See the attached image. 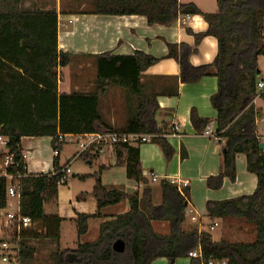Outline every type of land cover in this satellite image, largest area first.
I'll list each match as a JSON object with an SVG mask.
<instances>
[{"label": "trees", "instance_id": "16d2710c", "mask_svg": "<svg viewBox=\"0 0 264 264\" xmlns=\"http://www.w3.org/2000/svg\"><path fill=\"white\" fill-rule=\"evenodd\" d=\"M216 10L202 12L195 3L178 0H95V14L143 15L148 25H171L186 14H200L207 23L202 33H193L195 43L204 36L216 38L217 54L210 64L194 66L188 61L193 50L182 44L168 43V57L178 61L182 82H195L213 74L217 78V92L210 101L216 109V131L222 140L221 168L217 175L206 178V186L218 189L223 178H236L235 158L246 157V169L257 177L252 194L207 201L208 218L237 217L255 226L252 242L214 241L210 235L196 228L183 230L189 191L179 190L168 179L159 181L160 204L152 201V187L143 176L138 146L117 143L113 146L116 164L125 167L128 179L142 184L141 190L131 192L107 189L101 182L102 167L94 174L93 195L97 211L93 215L77 213V234L88 232V219L101 217L103 207L128 202L127 211L102 221L95 240L79 243L74 249L56 250L50 254L55 264H150L165 257L169 264L199 247L202 257L191 258L190 264H207L209 259L224 260L225 264H264V150L259 147L254 104L257 96L259 70L257 59L264 56V0H215ZM96 62L95 90L92 93H59L58 67H65L71 54L57 48V14L55 10H30L23 0H0V135L8 139L12 164L7 172L25 174L20 180L19 210L39 224L45 236L59 237L61 218L44 214V202L56 196L57 185L67 173L60 167L58 154L65 143V135L94 131H122L152 135L166 158L174 153L155 119L158 111L157 93L143 72L158 61L142 51L130 55H94ZM121 87L135 100V111L121 129H113L103 121L99 101L107 87ZM173 93V92H172ZM264 98V91L260 94ZM190 119L201 132L208 120L191 110ZM24 136L51 137L57 155L53 170L28 174L22 153ZM182 149L181 158L185 157ZM96 155L81 154L84 161ZM1 161V152H0ZM7 180L0 176V210L7 204ZM85 196V195H82ZM166 221L168 233L154 230L152 221ZM29 229V228H27ZM26 230V229H25ZM21 231L20 236L23 235ZM122 240L124 249L112 248ZM34 250L21 240L18 257L30 259Z\"/></svg>", "mask_w": 264, "mask_h": 264}, {"label": "crops", "instance_id": "0c3cea01", "mask_svg": "<svg viewBox=\"0 0 264 264\" xmlns=\"http://www.w3.org/2000/svg\"><path fill=\"white\" fill-rule=\"evenodd\" d=\"M178 1L180 3L193 2L202 12H213L216 10V7L212 3H208V6L211 8L207 10L196 0ZM62 5L63 0H23L24 8L30 10L53 9L57 14V48L62 52L71 54L69 64L65 67L57 68L58 92L63 93L59 89L61 80L60 73L68 67L67 75L71 79L68 81L69 88L74 89L76 87L75 85H77V89L84 91L81 93H87L85 91L91 88V82L89 80L84 82L73 79L76 76L75 74L80 77V71L76 64V70L74 69L73 71L70 69L71 61L77 55H85L95 61L94 55L99 53L109 52L110 55H130L134 51H142L145 54L157 58L158 61L143 72V78L152 84L153 89L157 93L156 100L159 108L156 112L155 119L163 129L164 136L172 146L174 153L170 159L166 160L159 146L153 142L132 145L134 147L138 146L143 176L148 180V185H150L149 182H159L162 179H175L180 182H188L186 188L189 191V196L185 215L186 218L189 215L193 223L186 222L185 218L182 225L183 230L196 228L200 233L205 232L209 234L214 241L226 240L239 243L245 242L246 240L244 239H255L256 232L250 223L237 217L210 219L206 213L207 201H222L242 195H249L254 192L257 185L256 175L248 172L246 169L245 155L237 154L235 158V180L230 181L227 177L223 178L222 186L218 189H210L206 186V178L210 175H217L220 172L222 140L217 141L212 137L202 134L205 127L199 132L192 124L190 113L194 109L198 116L208 120L207 125L209 124L216 131L215 118L217 112L212 106L210 97L217 92V78L213 74H210L203 76L195 82H182L178 61L167 56L168 43L180 46L183 44L185 50H193L188 56V61L192 65L200 66L210 64L214 61L217 54L216 38L207 35L198 43H195L193 34L188 31L190 29L193 33L205 32L207 23L204 18L200 14H188L190 18L185 23L181 22L182 16L169 26L159 24L148 25L146 17L143 15H99L92 13L93 10H68L63 8ZM95 78L90 80L95 82ZM83 84H85L84 88ZM109 87H107L102 96L107 94L106 92L109 91ZM107 101L106 111L116 108L115 101L112 99ZM119 105L120 102H117V106ZM114 122L115 119L111 118L110 122L106 123L113 129H121L125 126L127 119L120 126H117ZM174 125H178L177 130H174ZM259 140L262 142L260 137ZM21 147L28 174H41L53 170V158L55 154L51 146V137L24 136L21 138ZM182 149L186 154L184 158L180 156ZM60 155L61 152L58 154L60 167L64 168L69 165L70 160L77 157V151L72 155H65L66 163L64 165L61 164ZM94 159L100 161L102 181L106 175L111 174L114 180L110 184L115 185L116 177L124 178L126 176L125 167L116 164L113 147H105L92 160ZM92 160H87L86 162L90 163ZM147 172L149 173L148 175ZM153 175H156V181L151 180ZM133 182V187H131L132 191H140L143 185L135 181ZM104 186L107 189H113L106 185ZM158 190L152 187V201L155 205L159 204L157 202L158 193H160L161 200L160 188ZM12 199L14 198H9L7 201L9 206L13 205ZM15 201L14 205L18 203L16 199ZM121 202L103 207L100 210L102 216L90 217L88 222L91 218L103 219L104 221L111 219L114 215L123 213L120 212L123 210L109 214L105 213L108 208L117 206ZM96 211L86 214L93 215ZM77 213L83 212L75 210V213L70 218L57 215L61 218L59 224V241L62 236V223L67 219L75 220ZM2 223L1 218L0 241L3 238H7L9 234L12 236L11 232L9 233L7 229H4ZM152 225L156 232L161 234L168 233L166 231L168 229V223L166 221L154 220L152 221ZM35 226L24 230L22 232L23 235L18 239V243L21 240L26 246L34 250L33 256L30 259L23 260L18 257V264H38L37 262L27 263L25 261L37 258L38 249H41L40 251L44 253L42 247H44L47 240L46 238H39V236H43L45 232L44 230L42 232L40 229L34 232ZM216 230L218 231L215 235L214 232ZM190 263V257H182L174 260L172 264ZM150 264H169V261L165 257H158Z\"/></svg>", "mask_w": 264, "mask_h": 264}, {"label": "rangeland", "instance_id": "374dc122", "mask_svg": "<svg viewBox=\"0 0 264 264\" xmlns=\"http://www.w3.org/2000/svg\"><path fill=\"white\" fill-rule=\"evenodd\" d=\"M94 1L95 0H63V8L68 10H94ZM182 2L188 1V0H181ZM198 1L202 7H204L207 10H210L211 7L208 6V3H212L214 7H216V1L215 0H196ZM208 1V2H207ZM62 27V26H61ZM78 63V64H77ZM75 64L77 68L80 71V77L75 74L76 76L73 78L76 81H87L91 82V88L86 90L85 92L91 93L93 92L95 88V82H93L90 79L95 78L96 75V65L95 61L92 60V58H88L85 55H77L75 56L70 64V69L74 71L76 70ZM257 68L259 70L258 79L262 80L264 82V56H259L257 59ZM67 69L62 70L60 73V85L59 89L63 93H72V92H84L79 89H77V85L74 89L69 88L68 81L71 80L70 76L67 75ZM76 72V71H75ZM96 79V78H95ZM85 87V84H83V88ZM264 90H259L257 88V96L255 98V106L259 110V113L256 117V132L258 136L262 139V142H264V98L260 96V94ZM107 94H104L101 96L99 101V111L101 113L102 119L106 122H110L111 118L115 119L114 124L117 126L124 124L125 120L128 119L131 115L133 110L135 109V100H133L127 91L121 87L116 86H110L109 91L106 92ZM112 99L116 102L114 109H110V111H106V102L107 100ZM117 102H120V105L117 106ZM135 111V110H134ZM76 138H73L71 141L66 140L65 143L62 145L61 149V155H60V161L61 164L64 165L66 163L65 155H72L74 154L78 148L77 143L75 141ZM70 172L67 174V177L63 183H60L57 185L56 188V196L52 197L44 202V214L47 216L51 215H59L64 218H70L72 214L75 213V210L81 211L83 213H92L96 211V199L93 195V187L95 185V177L94 174L99 170L100 168V161L98 159L92 160V162L88 163L84 160H82L80 157H76L73 160H70L68 165ZM110 174V173H109ZM149 173L147 172V175ZM114 179H112L111 174L106 175L102 181L101 176V182H103L104 185H106L109 188H118L125 191H132L131 187H133L134 182L132 180H129L126 176L124 178L116 177L115 179V185L110 184L113 182ZM150 186L154 189H157L159 191V182H149ZM142 188V187H141ZM158 200L157 202L160 204V193H158ZM85 195V196H82ZM15 199H12V206L11 209H14L15 207ZM128 209V204L126 201H122L119 205L114 206L112 208H108L106 210V214H109L111 212H119V210H123L120 212H124ZM115 216V215H114ZM109 218V217H108ZM1 219V218H0ZM241 219V218H240ZM243 220V219H241ZM103 221V219H97V218H91L89 220V229L87 234L84 236H79L77 234V226L75 220L67 219L65 222L62 223L61 229H62V236L59 241V239L54 238L52 236H39V238H46L47 242H45L44 247L42 249L44 250L42 253L38 249L37 258H34L32 260H26L27 263H34L37 262L38 264H55L50 258L49 254L52 252H55L56 250L60 249H74L77 247L78 243H84L93 241L96 239L98 234V226L99 222ZM186 222H191L190 216L188 215L186 218ZM196 222V221H195ZM254 229L255 226L250 224ZM42 230L40 228L39 224H36L34 232H37V230ZM168 231V229H166ZM216 230L214 233L217 234ZM7 236V238H3V240L13 241L12 236ZM240 240V239H236ZM245 242H252L254 239H244ZM186 258V257H185ZM0 264H16V262H2L0 259Z\"/></svg>", "mask_w": 264, "mask_h": 264}, {"label": "built area", "instance_id": "2783aa9c", "mask_svg": "<svg viewBox=\"0 0 264 264\" xmlns=\"http://www.w3.org/2000/svg\"><path fill=\"white\" fill-rule=\"evenodd\" d=\"M190 18V15L186 14L181 18V22L185 23L187 19ZM257 88L259 90H264V82L259 80L257 82ZM174 130L178 129V125L173 126ZM202 134L208 137L219 141L220 138L217 135V131L213 130L208 124L205 126ZM65 141H71L73 138H76L77 143V157L81 154H90L96 155L105 147H113L117 143H127L130 145H139L146 142H151L152 135L142 134V133H132V132H122V131H94L87 133L79 134H69L65 135ZM0 152H1V161H0V176L5 177L7 180L6 187V198L7 201L9 198H14L17 201L19 200V189L20 182L19 180L25 175L17 171L13 173L7 172V167L12 164L11 153L8 148V139L0 135ZM54 154L57 155V151H54ZM65 173H69L70 169L68 166L63 168ZM152 181H156V175H153L151 178ZM171 183L175 184L176 187L181 190L183 187H187V181H176L175 179L170 180ZM8 209V210H7ZM0 217L2 218V225L4 229H7L9 233H12V240H1L0 241V259L2 262H11L18 264V239L22 230L31 228L34 225V222L29 216L23 215L20 213L19 204L17 203L14 209H11L9 204H6L4 209L0 210ZM212 228V227H211ZM14 244V245H12ZM188 257L190 258H200L202 257L199 247L188 252ZM207 264H225L224 260H214L209 259Z\"/></svg>", "mask_w": 264, "mask_h": 264}, {"label": "water", "instance_id": "95a60500", "mask_svg": "<svg viewBox=\"0 0 264 264\" xmlns=\"http://www.w3.org/2000/svg\"><path fill=\"white\" fill-rule=\"evenodd\" d=\"M259 147L261 150H264V142H260ZM112 248L117 251V252H122L124 249V243L122 240H116L113 245Z\"/></svg>", "mask_w": 264, "mask_h": 264}]
</instances>
